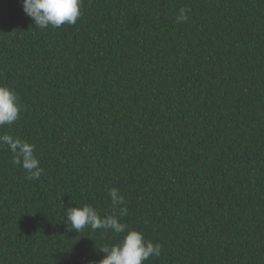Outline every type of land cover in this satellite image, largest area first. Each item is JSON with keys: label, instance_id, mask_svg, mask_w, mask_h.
I'll return each mask as SVG.
<instances>
[{"label": "trees", "instance_id": "trees-1", "mask_svg": "<svg viewBox=\"0 0 264 264\" xmlns=\"http://www.w3.org/2000/svg\"><path fill=\"white\" fill-rule=\"evenodd\" d=\"M188 20L177 23L179 10ZM0 85L35 145L28 180L0 146V264H87L123 234L66 230L111 214L161 245L144 264H264V0H82L41 29L0 0Z\"/></svg>", "mask_w": 264, "mask_h": 264}, {"label": "clouds", "instance_id": "clouds-1", "mask_svg": "<svg viewBox=\"0 0 264 264\" xmlns=\"http://www.w3.org/2000/svg\"><path fill=\"white\" fill-rule=\"evenodd\" d=\"M82 0H22L24 13L32 19L34 25L41 28H58L64 24L75 25L81 16ZM188 10L181 8L176 18L177 23L188 20ZM21 104L16 92L0 85V128L11 126L21 115ZM7 145L13 154L15 165L25 170L28 180H38L43 172L40 161L35 155V145L25 139L8 134L0 135V146ZM113 211L101 216L91 205L67 207L65 209L68 232L79 233L86 227L92 230L102 229L105 233L123 234L122 240L110 245H103L99 249L105 255L99 261L88 260L87 264H144L150 257H159L161 245L145 239L144 234L135 229H129L121 222L127 215L124 197L116 187L108 190Z\"/></svg>", "mask_w": 264, "mask_h": 264}]
</instances>
